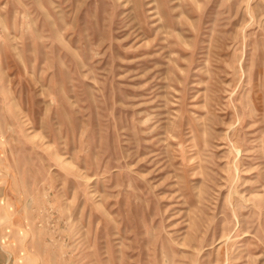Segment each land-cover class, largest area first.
I'll use <instances>...</instances> for the list:
<instances>
[{
    "label": "rangeland",
    "instance_id": "rangeland-1",
    "mask_svg": "<svg viewBox=\"0 0 264 264\" xmlns=\"http://www.w3.org/2000/svg\"><path fill=\"white\" fill-rule=\"evenodd\" d=\"M0 264H264V0H0Z\"/></svg>",
    "mask_w": 264,
    "mask_h": 264
}]
</instances>
